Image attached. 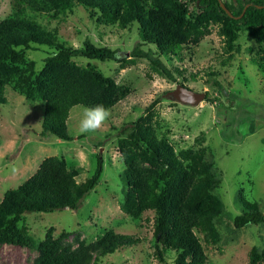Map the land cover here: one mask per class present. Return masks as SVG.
<instances>
[{"label": "rangeland", "instance_id": "1", "mask_svg": "<svg viewBox=\"0 0 264 264\" xmlns=\"http://www.w3.org/2000/svg\"><path fill=\"white\" fill-rule=\"evenodd\" d=\"M189 6L194 10L192 4ZM18 9L46 29L55 30L61 42L69 46L81 47L88 38L97 46L118 49L120 56L134 58L133 64L121 65L113 60L72 57L77 64L92 65L104 76L126 84L131 91L109 109V119L95 132L80 133L84 106H73L67 120L68 133L73 137L69 141L53 135L41 137L42 104L31 103L6 87L7 103L0 105V201L6 190L30 177L48 156L63 157L67 165L78 166V182L92 175L98 159L102 162L99 182L77 209L24 213L18 225L25 233L37 243L52 226L54 236L66 232L63 244L73 248L78 240L91 244L113 229L136 235L140 240L134 246L100 257L99 264H164L154 255L158 245L153 234L154 212L145 211L133 218L120 208L127 185L118 139L126 134L128 124L145 114V108L157 100L153 108L157 136L165 137L177 154L204 148L206 158L211 155L212 172L220 178L214 190L224 207L214 222L219 240L207 242L203 233L195 230L205 249L207 264H248L252 247L262 251L264 221L238 229L232 222L240 213L239 194L264 214V59L261 45L245 28L239 31L233 48L228 49L218 26L212 25L210 34L198 45L183 46L175 57L162 55L153 45L142 43L136 23L122 28L117 23L98 22L79 3L74 4L72 11L54 18L28 7L19 8L14 0H0V20ZM134 48L149 52L172 78L147 57L131 56ZM23 52L38 72L45 57L55 50L32 44ZM178 84L204 92V99L189 105L165 95ZM37 254L36 248L0 244V264H34ZM94 255L92 251V259ZM175 255V251L166 250V263L172 264ZM257 264H264V260Z\"/></svg>", "mask_w": 264, "mask_h": 264}, {"label": "trees", "instance_id": "2", "mask_svg": "<svg viewBox=\"0 0 264 264\" xmlns=\"http://www.w3.org/2000/svg\"><path fill=\"white\" fill-rule=\"evenodd\" d=\"M221 1L230 14L221 7L220 0H14L19 8L28 7L54 18L72 11L74 4L79 3L98 22L117 23L122 28L136 23L142 43L153 45L162 55L175 57L181 54L183 46L198 45L210 34L212 25L218 26L228 49L233 48L239 31L245 28L261 45L264 59V0ZM32 44L55 50L45 57L38 72L23 52ZM130 55L147 57L172 78L169 70L149 52L134 48ZM76 56L113 60L121 65L134 63V58L120 56L118 49L97 46L88 38L81 47L69 46L61 42L55 30L46 29L22 15L19 9L1 19L0 105L7 103L5 90L10 86L31 103L42 104L41 137L53 135L71 140L67 120L73 106L103 104L111 109L131 91L126 84L104 76L94 66L77 64L72 60ZM156 101L145 108V114L131 121L126 134L118 139L127 185L120 208L133 218H139L145 211L154 212L153 234L158 243L154 255L160 262L167 264L165 252L173 250L176 255L172 264H207L205 249L195 230L203 233L207 242L219 240L214 222L224 207L214 190L220 178L212 172L211 155L206 158L204 148L177 154L165 137L157 136L153 110ZM79 169L67 165L63 157L48 156L30 177L6 190L0 201V244L36 248L34 264H99L100 257L136 245L138 236L109 229L94 243L78 240L75 247H67L62 240L66 232L54 236L52 226L36 243L19 227L24 213L77 209L99 182L102 162L98 159L92 175L82 182L76 180ZM237 201L240 213L232 220L235 228L264 221V214L255 203L245 200L242 194ZM92 251H95L93 259ZM263 260L264 248L259 252L252 247L248 264Z\"/></svg>", "mask_w": 264, "mask_h": 264}, {"label": "clouds", "instance_id": "3", "mask_svg": "<svg viewBox=\"0 0 264 264\" xmlns=\"http://www.w3.org/2000/svg\"><path fill=\"white\" fill-rule=\"evenodd\" d=\"M110 115V110L103 104L85 106L79 122L80 133L95 132L109 119Z\"/></svg>", "mask_w": 264, "mask_h": 264}, {"label": "water", "instance_id": "4", "mask_svg": "<svg viewBox=\"0 0 264 264\" xmlns=\"http://www.w3.org/2000/svg\"><path fill=\"white\" fill-rule=\"evenodd\" d=\"M220 5L228 14H230L221 0ZM165 95L177 102L189 105L199 104L205 97L204 92H196L182 84L176 85L175 88L167 91Z\"/></svg>", "mask_w": 264, "mask_h": 264}]
</instances>
